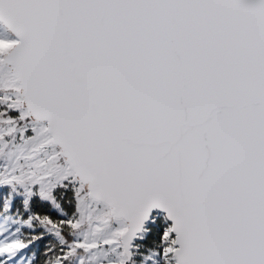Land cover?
<instances>
[{"label": "snow or ice", "instance_id": "snow-or-ice-1", "mask_svg": "<svg viewBox=\"0 0 264 264\" xmlns=\"http://www.w3.org/2000/svg\"><path fill=\"white\" fill-rule=\"evenodd\" d=\"M0 264H264V0H0Z\"/></svg>", "mask_w": 264, "mask_h": 264}]
</instances>
